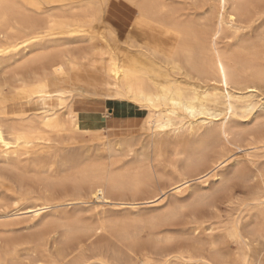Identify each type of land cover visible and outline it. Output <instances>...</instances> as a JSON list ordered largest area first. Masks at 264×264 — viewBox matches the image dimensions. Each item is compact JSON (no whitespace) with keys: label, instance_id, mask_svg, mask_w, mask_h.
Returning <instances> with one entry per match:
<instances>
[{"label":"bare ground","instance_id":"bare-ground-1","mask_svg":"<svg viewBox=\"0 0 264 264\" xmlns=\"http://www.w3.org/2000/svg\"><path fill=\"white\" fill-rule=\"evenodd\" d=\"M0 264H264V0H0Z\"/></svg>","mask_w":264,"mask_h":264},{"label":"rangeland","instance_id":"rangeland-1","mask_svg":"<svg viewBox=\"0 0 264 264\" xmlns=\"http://www.w3.org/2000/svg\"><path fill=\"white\" fill-rule=\"evenodd\" d=\"M109 109H111V107ZM109 113H112V111H109Z\"/></svg>","mask_w":264,"mask_h":264}]
</instances>
